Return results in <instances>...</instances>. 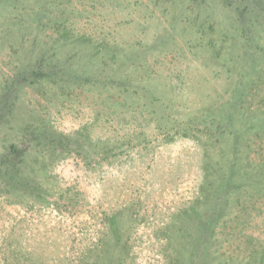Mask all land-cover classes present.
<instances>
[{
    "label": "rangeland",
    "instance_id": "1",
    "mask_svg": "<svg viewBox=\"0 0 264 264\" xmlns=\"http://www.w3.org/2000/svg\"><path fill=\"white\" fill-rule=\"evenodd\" d=\"M11 143L0 264H264V0H0Z\"/></svg>",
    "mask_w": 264,
    "mask_h": 264
},
{
    "label": "trees",
    "instance_id": "2",
    "mask_svg": "<svg viewBox=\"0 0 264 264\" xmlns=\"http://www.w3.org/2000/svg\"><path fill=\"white\" fill-rule=\"evenodd\" d=\"M32 72L36 74L44 71L33 69ZM25 152L26 150L17 143H11L5 151L0 152V182L4 184L7 179L18 180Z\"/></svg>",
    "mask_w": 264,
    "mask_h": 264
}]
</instances>
